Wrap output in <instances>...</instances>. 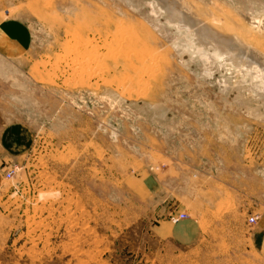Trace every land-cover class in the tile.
<instances>
[{"label":"rangeland","instance_id":"rangeland-1","mask_svg":"<svg viewBox=\"0 0 264 264\" xmlns=\"http://www.w3.org/2000/svg\"><path fill=\"white\" fill-rule=\"evenodd\" d=\"M5 2L33 43L0 54V264H264L244 192L171 182L264 195L262 85L228 54H264V0ZM181 214L193 242L156 235Z\"/></svg>","mask_w":264,"mask_h":264},{"label":"crops","instance_id":"crops-1","mask_svg":"<svg viewBox=\"0 0 264 264\" xmlns=\"http://www.w3.org/2000/svg\"><path fill=\"white\" fill-rule=\"evenodd\" d=\"M8 9L5 0H0V54L3 57L8 59H17L22 58L26 55V53L32 47V31L31 26L28 21L24 19L21 15H13L7 18H3L2 13ZM24 148L27 150L29 146L30 137L25 134L24 137ZM195 176L190 174L189 171L186 172V176L180 174V181L177 179L172 180L171 182H186V181H198V185L201 184V180H204V184L210 185L211 190L208 192H213L214 200L221 198L219 195V191L223 194L227 192L228 194L233 193H243L244 192V204L246 205L245 210L246 213L250 215H259V222L254 227L253 232L251 233L254 246L259 248V251L264 253V206H255V201L263 202L262 198L264 195L258 192V190L254 189L251 181L245 180V185L239 186V190L234 188L232 184L234 182L232 179H228L225 177H214L210 175H203L195 172ZM251 180V179H250ZM157 183V182H155ZM154 183V184H155ZM165 183H169L168 180ZM153 184V183H152ZM149 192H151L152 186H149ZM183 191V190H182ZM204 193L206 190H203ZM255 191L258 193L255 195ZM151 194H153L151 192ZM189 191H183L181 195L173 192V197H181L184 199H188ZM202 194V192H201ZM176 201V200H175ZM159 224L155 228V233L158 237L163 239H176L180 242L188 243L193 242L197 237V231L194 230V227L189 228L187 231L183 230V227H187L193 222L187 219L180 221L178 223H174L169 221L168 219L162 220L158 222ZM182 225V227H181Z\"/></svg>","mask_w":264,"mask_h":264},{"label":"bare ground","instance_id":"bare-ground-1","mask_svg":"<svg viewBox=\"0 0 264 264\" xmlns=\"http://www.w3.org/2000/svg\"><path fill=\"white\" fill-rule=\"evenodd\" d=\"M246 20H248L249 22L251 21V24H253L254 26H257V25L262 26V24H257L258 20H256V19H250V18L247 17ZM182 27L187 32L192 31L193 34H195V35H196V33H198V30L195 31L193 29V26L191 25V23L190 22H186L185 20H184V22L182 24ZM228 50H229L228 54H233L235 56H239V59L244 58V63H243V65H245V66H243L244 69H242L243 71L242 70H239V71H242V72H245V73L250 72L252 74L253 79L259 81V83H261V85H262L260 87L257 86L258 87L257 90L261 89L262 93H264V54L262 53V55L259 54V56H258L257 54L261 53V52L256 53V51L253 50L249 54H247L245 52L246 54H244V56H243V55H240L236 50H234L231 47H229ZM237 61H240V60H237Z\"/></svg>","mask_w":264,"mask_h":264},{"label":"built area","instance_id":"built-area-1","mask_svg":"<svg viewBox=\"0 0 264 264\" xmlns=\"http://www.w3.org/2000/svg\"><path fill=\"white\" fill-rule=\"evenodd\" d=\"M8 177L10 178V175H8ZM187 219V215L186 214H181V215H178V216H173L171 218V221L174 222V223H178L180 221H183V220H186ZM249 221H250V224H255L257 223V217H250L249 218Z\"/></svg>","mask_w":264,"mask_h":264}]
</instances>
